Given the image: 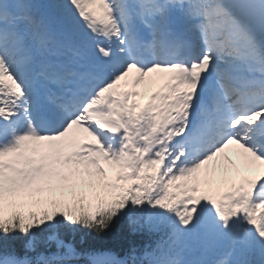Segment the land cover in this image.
Here are the masks:
<instances>
[{"label":"snow or ice","instance_id":"obj_1","mask_svg":"<svg viewBox=\"0 0 264 264\" xmlns=\"http://www.w3.org/2000/svg\"><path fill=\"white\" fill-rule=\"evenodd\" d=\"M35 7L0 0V264H71L75 249L55 236L59 253L30 258L38 234L102 235L140 214L134 229L163 223L168 239L88 264H264V0H62L59 38ZM154 72L165 82L140 105L130 74L134 88ZM230 145L259 171L212 195L202 170ZM84 175L99 177L89 201H69ZM28 202L49 206L15 210ZM193 239L228 247L193 260Z\"/></svg>","mask_w":264,"mask_h":264},{"label":"trees","instance_id":"obj_2","mask_svg":"<svg viewBox=\"0 0 264 264\" xmlns=\"http://www.w3.org/2000/svg\"><path fill=\"white\" fill-rule=\"evenodd\" d=\"M142 214L133 215L130 220L125 216L122 219L116 220V222L102 235H96L85 230H71L66 227H58L54 229L46 230L43 233H39L37 237V245L35 252H29L28 255L37 256L44 255L55 250L56 241L47 240L49 236H55L57 239L62 240L66 244H70L75 251L84 253L91 249L107 248L113 249L118 253L124 252V250L136 249L147 238H158L159 233L148 231L140 227L133 228L132 220H135L138 224L143 223ZM22 252V250H21ZM23 253V252H22Z\"/></svg>","mask_w":264,"mask_h":264},{"label":"bare ground","instance_id":"obj_3","mask_svg":"<svg viewBox=\"0 0 264 264\" xmlns=\"http://www.w3.org/2000/svg\"><path fill=\"white\" fill-rule=\"evenodd\" d=\"M163 75H164V77H166L167 74L163 73ZM132 76H133V74L131 73L130 77H129V82H131ZM164 82H165V79L163 80V83ZM150 84H151V87L154 86L153 81ZM127 86H129V89L133 88L132 85H130V84H127ZM140 86H142V83L138 84L134 88H138ZM158 90H160V89H158ZM140 95H141V93H140ZM140 98H141V96H136L135 97L136 101H140ZM73 133L82 135L83 137L86 136V134H84L82 132H79V131H77L75 129L73 130ZM41 143H43V142H41ZM226 151L230 153V156L232 158L231 163H229V161H226L225 159H219L218 157H216L211 163H209V165L205 166V169L207 170V175H206V180L207 181L210 180V177L216 176V179H214L213 181H214L215 189H216V191L218 193H221L223 191L228 190L231 187V185H232L231 184V178L227 177V176L223 177V175L221 173L226 168H229V165H233V164L236 163L237 165L242 166L243 167L242 170L246 174L249 173V174H254L255 175L257 173L258 169H259L258 164L255 167L251 168V169L246 168V166L244 164V161L242 159H240L238 157V155H237V149H236L235 145H230L229 148L226 149ZM202 172H203V170H202ZM93 177H98V176L93 175ZM237 177H238V175H237ZM241 179L242 178L239 177V179L237 180V183H239V181ZM222 183L226 184L223 189L219 188L222 185Z\"/></svg>","mask_w":264,"mask_h":264},{"label":"rangeland","instance_id":"obj_4","mask_svg":"<svg viewBox=\"0 0 264 264\" xmlns=\"http://www.w3.org/2000/svg\"><path fill=\"white\" fill-rule=\"evenodd\" d=\"M50 3H52L51 1H49V0H47V5H48V7H50L51 8V5H50ZM155 75V74H154ZM156 76V75H155ZM148 79H150V77H148ZM104 167H105V170H106V174H107V178L108 179H112L113 177H114V173H115V168H113V167H111V166H108V165H104ZM99 179V177H97V178H92V177H89L88 175H85V176H83L82 177V179H81V184L80 185H82V186H84V190L85 191H88V198L90 199V193H91V191H92V189H90L89 188V181L91 180V181H96V180H98ZM76 185L78 184V181H76V183H75ZM79 186V185H78ZM64 190H67V189H64ZM63 190V191H64ZM97 190H98V188H97ZM66 192H68V191H66ZM56 193H60L59 192V190L56 192ZM189 243H191L190 244V247H191V245H195L196 247H197V254L199 255V257H201V256H207L206 254H205V251H209V250H207V249H205L200 243H198L197 242V240H195V239H193V240H190L189 241ZM217 243V242H216ZM215 243V244H216ZM101 253H104V252H101ZM101 253H98V254H101ZM251 254V253H250ZM249 254V255H250ZM255 256L256 257H253V258H250V257H248V260H252V261H258L259 259H260V255L258 254V253H256L255 254Z\"/></svg>","mask_w":264,"mask_h":264}]
</instances>
